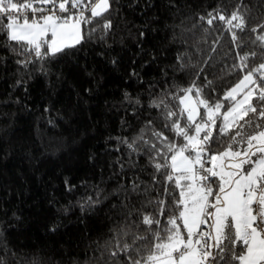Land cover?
<instances>
[{
  "label": "trees",
  "instance_id": "16d2710c",
  "mask_svg": "<svg viewBox=\"0 0 264 264\" xmlns=\"http://www.w3.org/2000/svg\"><path fill=\"white\" fill-rule=\"evenodd\" d=\"M238 4L248 10V30L238 34L254 38L250 29L264 23V0H112L110 33L103 40L95 33L78 50L47 63L43 73L39 64L18 70L17 57L0 46V256L9 264L34 258L42 264H105L100 249L128 210L121 205L139 209L146 199L132 194L125 200L122 187L130 190L134 180L151 183L153 171L146 156H133L137 166H129L117 138L131 139L148 120L164 130L158 110L148 107L150 93L197 79L198 68L180 69V53L204 50L193 57L205 67L197 82L206 83V75L220 95L237 81L238 74H224L235 62L230 33H224L213 66L203 65L223 25L217 21L211 34L187 30L199 15L218 7L230 15ZM4 40L0 35V45ZM260 62L259 56L253 61ZM126 93L140 104L126 100ZM89 196L101 202L82 210Z\"/></svg>",
  "mask_w": 264,
  "mask_h": 264
},
{
  "label": "snow or ice",
  "instance_id": "6c2138e0",
  "mask_svg": "<svg viewBox=\"0 0 264 264\" xmlns=\"http://www.w3.org/2000/svg\"><path fill=\"white\" fill-rule=\"evenodd\" d=\"M111 11L112 0H0V46L17 57L18 70L39 64L43 73L47 63L78 50L95 33L103 40L113 28ZM247 12L240 4L230 15L218 7L187 30L211 34L217 21L223 25L203 60L209 67L224 33L231 34L235 62L224 74H238L234 84L222 95L206 75L200 85L205 67L193 57L204 50L180 53V69L198 68L197 79L150 93L148 107L158 110L164 130L148 120L131 139L117 138L129 166H137L133 156H146L153 171L151 183L122 187L125 200L132 194L146 199L139 209L121 205L128 210L100 249L105 264H264V23L250 29L254 38L242 39ZM258 56L261 62L253 63ZM125 99L140 104L127 93ZM100 202L89 196L81 209ZM0 264L9 262L0 256Z\"/></svg>",
  "mask_w": 264,
  "mask_h": 264
}]
</instances>
